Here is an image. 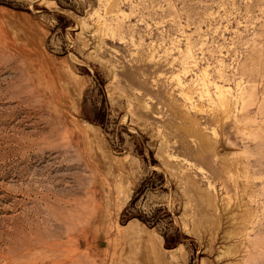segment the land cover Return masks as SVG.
I'll use <instances>...</instances> for the list:
<instances>
[{
	"label": "rangeland",
	"instance_id": "obj_1",
	"mask_svg": "<svg viewBox=\"0 0 264 264\" xmlns=\"http://www.w3.org/2000/svg\"><path fill=\"white\" fill-rule=\"evenodd\" d=\"M0 264H264V0H0Z\"/></svg>",
	"mask_w": 264,
	"mask_h": 264
}]
</instances>
